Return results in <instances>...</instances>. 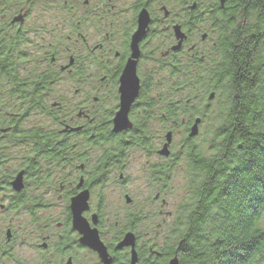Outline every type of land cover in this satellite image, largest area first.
<instances>
[{
    "label": "flooded vegetation",
    "instance_id": "obj_1",
    "mask_svg": "<svg viewBox=\"0 0 264 264\" xmlns=\"http://www.w3.org/2000/svg\"><path fill=\"white\" fill-rule=\"evenodd\" d=\"M29 1L37 12L23 9L10 22L23 44L17 48L18 72L12 69L15 79H6L18 85L17 103L0 122V264H82L84 256L102 264L73 230L70 203L83 193L81 218L96 232L109 264H131L133 252L135 264H168L173 258L180 264L183 213L169 202V180L180 156L171 145L167 157L159 155L163 136L143 137L142 129L172 136L184 129L181 155L196 118L168 121L158 111L143 121L141 112L150 106L141 101V89L164 88L176 64L199 84L201 67L214 69L215 52L234 50L237 29L255 31V8L264 0ZM143 11L149 24L137 44L139 93L127 114L130 129L115 133L119 79ZM259 32L264 36V27ZM247 44L243 49L254 51L260 40ZM209 79L215 83V75ZM41 118L48 129L36 125ZM42 131L52 142L43 141ZM128 236L132 244L120 246Z\"/></svg>",
    "mask_w": 264,
    "mask_h": 264
},
{
    "label": "trees",
    "instance_id": "obj_2",
    "mask_svg": "<svg viewBox=\"0 0 264 264\" xmlns=\"http://www.w3.org/2000/svg\"><path fill=\"white\" fill-rule=\"evenodd\" d=\"M27 1L0 0L2 123L7 121L4 111L14 109L17 103L18 85L6 79H15L12 69L18 72L17 48L23 44V37L16 35V26L10 27V22L23 9L30 14L39 8ZM255 14V31L237 29L234 50L215 52L211 56L215 70L202 66L199 84L193 83L192 74L187 76L186 67L176 64L167 76L166 88L149 85L141 89V101L150 106L146 113L141 112L143 121L150 112L154 117L158 111L168 121L186 115L205 118L207 106L197 112L193 102L198 97L203 102L207 93L226 101V112L209 155L204 157L193 147L187 148L193 174L188 182V200L179 207L184 219L180 264H264V229L260 225L264 216V36L259 32L264 27V5L256 6ZM254 33L261 39L253 37ZM256 40H260L259 48L243 49ZM212 73L214 84L209 83ZM181 94L185 95L183 99ZM142 132L143 137L150 133L148 129ZM41 135L44 142H52L45 132Z\"/></svg>",
    "mask_w": 264,
    "mask_h": 264
},
{
    "label": "water",
    "instance_id": "obj_3",
    "mask_svg": "<svg viewBox=\"0 0 264 264\" xmlns=\"http://www.w3.org/2000/svg\"><path fill=\"white\" fill-rule=\"evenodd\" d=\"M149 24L148 17L146 13L143 11L139 14L137 20V30L132 36L131 43V58L127 62L123 73L119 79V95H120V108L119 111L115 114L113 119V132L118 133L122 131H126L130 129V123L127 118L128 111L131 105L136 100L139 93V81L136 77L135 73V60L137 59V44L143 38L145 34V30ZM175 34L178 37L179 28H174ZM180 35V34H179ZM213 95L210 94L208 97V101L212 100ZM200 122L199 119L194 121V124L189 130L188 138L191 139L197 135V125ZM171 133L168 132L165 137V143L162 149L159 152L161 156H168V146L171 143ZM19 179L16 180L13 184L16 190L19 188ZM86 201L87 195L86 193L80 194L74 199H72L70 203V209L72 212V226L73 230L77 231L82 237L80 239V244L88 249L92 250L98 255V258L102 264H109V260L107 258V254L105 248L98 241L97 235L95 231H91L88 229L87 225L81 218V212L86 210ZM127 238V239H126ZM125 241L120 246L131 245L130 237H126ZM131 264H135V254L133 252ZM168 264H178L176 258H173L169 261Z\"/></svg>",
    "mask_w": 264,
    "mask_h": 264
},
{
    "label": "rangeland",
    "instance_id": "obj_4",
    "mask_svg": "<svg viewBox=\"0 0 264 264\" xmlns=\"http://www.w3.org/2000/svg\"><path fill=\"white\" fill-rule=\"evenodd\" d=\"M44 8V7H43ZM47 8V6H45ZM49 8V6H48ZM52 10V9H50ZM163 77V75H160ZM166 88V87H165ZM209 94L207 93L203 98V102H201L198 97V94L195 96L196 99L193 104L195 110L200 111L203 107H206L207 111V117H199L195 116L196 119H199L200 122L197 125V135L190 140V143L185 145V149L183 150V153L180 155V142L182 139H184V134L183 133L184 129H177L175 130V134L172 136V141L169 145L172 146L173 153L175 156H180V160L178 161L177 166L174 168L172 171L171 179L169 180V193H170V199L169 202L173 204L174 206H181L183 204H186L188 198H187V192H188V182L189 179L191 178V174H193L191 163L186 157V152L188 146L193 147L195 150H197L202 156L206 157L209 155V151L211 148L213 149L214 145V140L217 135V128L221 125V119L224 116L226 112L225 108V102L220 96H217L216 94L213 96L212 100L207 101ZM180 97L183 99L185 95H180ZM178 101L179 99L176 98ZM189 104V103H188ZM181 118V117H180ZM191 119L193 120V117L190 118V116H185V120ZM195 119V120H196ZM36 120V119H35ZM32 119L31 123L35 121ZM40 124L41 128L48 129L49 125L47 124L46 120L44 118L37 119L36 120V125L38 126ZM194 124V122H193ZM169 131L171 129H168ZM150 134L154 137H161L164 138L166 133L161 134V129H150ZM163 140V139H162ZM185 154V155H184ZM137 163H140L137 162ZM137 167H139L137 165ZM115 199V198H114ZM156 202V201H154ZM114 203V201H113ZM52 204H57L56 202H53ZM159 202L154 203L152 206L154 208L158 207ZM57 210V209H52V211ZM261 227L264 229V216L261 220L260 223ZM30 249L25 247L23 255L27 257V255L31 254ZM32 251V250H31ZM33 252V251H32ZM3 264H11L8 262H3ZM82 264H95V260L91 256H84L82 258Z\"/></svg>",
    "mask_w": 264,
    "mask_h": 264
}]
</instances>
